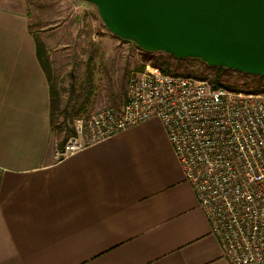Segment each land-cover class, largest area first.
<instances>
[{
	"label": "crops",
	"instance_id": "crops-1",
	"mask_svg": "<svg viewBox=\"0 0 264 264\" xmlns=\"http://www.w3.org/2000/svg\"><path fill=\"white\" fill-rule=\"evenodd\" d=\"M28 10L0 4V264H230L159 120L55 158Z\"/></svg>",
	"mask_w": 264,
	"mask_h": 264
},
{
	"label": "built area",
	"instance_id": "built-area-1",
	"mask_svg": "<svg viewBox=\"0 0 264 264\" xmlns=\"http://www.w3.org/2000/svg\"><path fill=\"white\" fill-rule=\"evenodd\" d=\"M151 119L162 123L226 260L264 264V91L214 87L151 66L130 77L120 111L80 120L55 158ZM88 133L98 139L83 144Z\"/></svg>",
	"mask_w": 264,
	"mask_h": 264
},
{
	"label": "rangeland",
	"instance_id": "rangeland-1",
	"mask_svg": "<svg viewBox=\"0 0 264 264\" xmlns=\"http://www.w3.org/2000/svg\"><path fill=\"white\" fill-rule=\"evenodd\" d=\"M3 1L29 12L53 91L51 129L63 142L76 134L80 120L107 107L120 111L130 77L151 66L212 85L214 70L201 61L144 51L110 33L93 4L81 0H0V4ZM220 82L240 90L264 88V78L252 80L233 72H225ZM96 139L92 133L82 137L83 144Z\"/></svg>",
	"mask_w": 264,
	"mask_h": 264
},
{
	"label": "water",
	"instance_id": "water-1",
	"mask_svg": "<svg viewBox=\"0 0 264 264\" xmlns=\"http://www.w3.org/2000/svg\"><path fill=\"white\" fill-rule=\"evenodd\" d=\"M148 52L264 78V0H81Z\"/></svg>",
	"mask_w": 264,
	"mask_h": 264
},
{
	"label": "trees",
	"instance_id": "trees-1",
	"mask_svg": "<svg viewBox=\"0 0 264 264\" xmlns=\"http://www.w3.org/2000/svg\"><path fill=\"white\" fill-rule=\"evenodd\" d=\"M129 42H132V41H129ZM37 53H38V56H39V60L43 64L42 57H41L40 45L38 44V42H37ZM189 59L196 60V58H189ZM197 60H199V59H197ZM199 61H201V60H199ZM202 63H204L206 66H208L209 68H211V69L214 70V78L211 80V83H212V85L214 87H224V88H227V89H230V90L243 91V92H249V93H259V92H263L264 91V88H262V89H251V90H240L237 87L230 86V85H227V84H223V83L220 82V78L222 77V75L225 72H233V73L237 74L239 77H242V78H252V80H255V79H259L260 80L263 77L255 76V75H249V74H244V73H241V72H238V71H234V70H231V69H227V68H224V67H211V66L207 65L205 62H202ZM162 71L164 73H169L166 69H162ZM51 94H52V98H53V91H52V89H51Z\"/></svg>",
	"mask_w": 264,
	"mask_h": 264
}]
</instances>
